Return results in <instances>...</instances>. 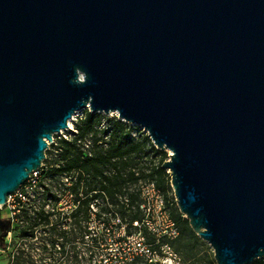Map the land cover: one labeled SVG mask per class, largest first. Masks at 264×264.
Instances as JSON below:
<instances>
[{"label":"water","instance_id":"95a60500","mask_svg":"<svg viewBox=\"0 0 264 264\" xmlns=\"http://www.w3.org/2000/svg\"><path fill=\"white\" fill-rule=\"evenodd\" d=\"M85 110L170 152L216 264L264 259V0H0V207Z\"/></svg>","mask_w":264,"mask_h":264},{"label":"trees","instance_id":"16d2710c","mask_svg":"<svg viewBox=\"0 0 264 264\" xmlns=\"http://www.w3.org/2000/svg\"><path fill=\"white\" fill-rule=\"evenodd\" d=\"M130 127L116 116L110 118L85 110L70 137L60 138L50 146L57 158L54 163L48 162L47 158L45 163L48 165L43 167L40 181L53 174H65V177H75L74 183L67 187L63 182L57 194L46 189L47 201L38 207L32 206L30 198L27 202H19V212L11 218L12 239L5 246L9 249L10 264H33L36 244L42 255L52 252V256L58 255L59 261H68L72 257L76 264L84 260L86 264H103L100 257L107 256L110 242L106 235H92L89 230L91 216L95 213L96 219L105 226L119 220L118 228L125 225L126 236L131 235L133 221L142 218L138 189L142 181L154 182L170 204L171 217L180 226V237L173 243L175 250L189 261L195 259L194 251L201 240L176 205L170 174L162 169L167 154L156 149L147 135L135 138ZM151 154L159 161L147 173L140 165L144 157ZM63 189L75 198L76 207L70 213L58 208ZM53 197L54 202H50ZM92 206L96 207L95 212ZM125 239L119 237L118 241ZM148 241H152L149 236ZM125 264L149 263L142 257H135ZM207 264L214 263L209 260ZM253 264H264V259Z\"/></svg>","mask_w":264,"mask_h":264},{"label":"built area","instance_id":"2783aa9c","mask_svg":"<svg viewBox=\"0 0 264 264\" xmlns=\"http://www.w3.org/2000/svg\"><path fill=\"white\" fill-rule=\"evenodd\" d=\"M43 167L33 172L29 180L17 192L8 196L5 206H9L11 218L19 212L17 205L20 201L27 202L34 196L40 184ZM74 180L75 177H65V186L71 187ZM138 189L141 197L139 208L142 213V218L141 220L133 221L132 226L134 232L131 235L126 236L125 225H122L120 229L118 228L120 224L119 220H114L109 226H105L102 221L96 219L95 213L91 216L89 230L93 236H98L100 234L106 235L110 242V227L115 225L116 231L114 234L117 235V244L121 246V249L129 246L126 250L121 252L119 257L114 256L113 260L109 254L111 251L110 243L107 256L100 257V259H103V264H125L133 261L135 257H142L149 264H187L173 246V243L180 237V226L171 217L170 204H168L165 195L152 181L140 182ZM62 192H64V194L60 196L61 199L58 203V208L60 211L70 213L76 207L75 198L70 191L65 192L63 189ZM14 197H16L15 200L13 199ZM66 199H69L71 202L68 206H66ZM12 202L13 205L11 206L10 203ZM93 211H96V207H93ZM93 222L102 224L103 231L101 233H96L92 229ZM148 236L152 238L151 242L148 241ZM119 237H126V239L119 242Z\"/></svg>","mask_w":264,"mask_h":264},{"label":"rangeland","instance_id":"374dc122","mask_svg":"<svg viewBox=\"0 0 264 264\" xmlns=\"http://www.w3.org/2000/svg\"><path fill=\"white\" fill-rule=\"evenodd\" d=\"M115 116L116 115H114V116H106V117L112 118V117H115ZM83 117H84V111L79 112L78 114H76L74 116L73 120L70 121L69 130L63 131L62 133H60L58 135H55L54 141H58L60 138H65V137L68 138V137H70L71 132L75 128V124L78 122V120H80V118H83ZM105 121L106 120H104V124H106ZM130 126H131L130 128L132 130V135L135 138H142L143 136H146V135L148 136L147 132L143 128H141L139 126H134V125H130ZM165 152L167 154V157H166L167 158L166 161H167L170 158L169 157L170 156V152L169 151H165ZM46 156L48 158V162H52V163H54V161L57 158L56 157L57 156L56 153H53V151H51L50 148L46 152ZM47 158H46V160H47ZM46 160L43 162L44 166L48 165V163H45ZM158 161H159V158H156V157H154L151 154L150 156L144 157L143 162H142V164L140 166H142L144 168V170L148 173L149 172V168L152 167L153 165H157ZM64 180H65V174H63V175L53 174L51 176L46 177L43 181H40L41 184H40V187L38 189V192H35L34 196L31 197L32 206L38 207V206H40L41 204H43L44 202L47 201V198H46L47 192L45 191L46 189L51 190L52 194H57L59 192L60 186L64 182ZM173 195H174V192H173ZM15 198L16 197H14L13 199L15 200ZM50 200H52L50 202H54V197L50 198ZM65 202H67V205L65 204L66 206L71 204L69 199H66ZM10 205L12 206L13 202L10 203ZM0 211L2 213V217L3 218L11 219V212L9 210V206L0 207ZM183 218L186 219L184 216H183ZM181 224H182V227H183L184 223L181 222ZM92 229L96 233H101L103 231L102 230V224H99L98 222H93ZM110 230H111V241H110V243H111V249L110 250L111 251L109 252V254H110V257H112L113 260H114V256L119 257L121 255V252L126 250V248H128L129 246H127L126 248L121 249V246L119 244H117V235L114 234L115 231H116L115 225H112L110 227ZM0 234H1V232H0ZM11 239H12V233H11V235H9L6 243L4 245H0V264H10L9 263V257H8L9 249L5 248V246H8V244L11 242ZM39 250H40L39 246L36 244V246L33 248L34 252L32 253V257L34 259L33 264H76L75 260L72 257L68 261L67 260L63 261V259L59 261V260H57L58 259V255L52 256L53 255L52 252H47V253L42 255V253H40ZM194 255H195V259H192V260L189 261L182 254V256L184 257L186 262H188V264H207L209 262V260L213 261V263L216 264L215 259H214L213 249L209 246V244H207L203 240H201V243H199L197 245V247L195 248ZM79 264H86V260L80 261Z\"/></svg>","mask_w":264,"mask_h":264}]
</instances>
